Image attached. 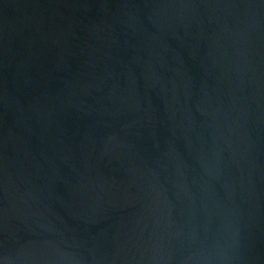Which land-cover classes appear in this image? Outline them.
Listing matches in <instances>:
<instances>
[{"label": "water", "instance_id": "95a60500", "mask_svg": "<svg viewBox=\"0 0 264 264\" xmlns=\"http://www.w3.org/2000/svg\"><path fill=\"white\" fill-rule=\"evenodd\" d=\"M0 264H264V0H0Z\"/></svg>", "mask_w": 264, "mask_h": 264}]
</instances>
